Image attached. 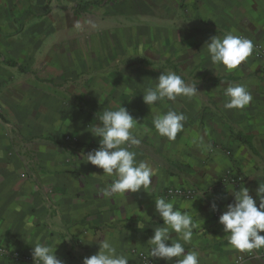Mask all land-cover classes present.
Segmentation results:
<instances>
[{"label":"crops","instance_id":"obj_1","mask_svg":"<svg viewBox=\"0 0 264 264\" xmlns=\"http://www.w3.org/2000/svg\"><path fill=\"white\" fill-rule=\"evenodd\" d=\"M71 1L77 7L99 0ZM127 1L108 4L116 11ZM203 1L200 8L206 4L213 13L185 20L170 13L163 36L159 26L150 27L141 51L136 43L120 46L121 34L111 29L79 37L59 14L49 16L53 25L45 30L44 8L59 7V0H0V264H34L30 243L37 238L57 243L56 256L63 264H83L99 250L97 240L85 243L83 234L112 236L128 264H141L139 253L149 255L148 241L163 224L155 209L160 197L192 216L197 227L184 247L199 253L200 264L241 259L264 264V248H232L219 223L234 202L231 191L244 186L255 199L264 184V71L249 62L226 71L212 65L203 48L210 37L229 33L264 40V0ZM225 8L232 12L225 14ZM136 30L131 26L127 36ZM97 36L100 43L92 41ZM167 71L197 85L199 92L191 99L157 102L151 111L142 95ZM229 84H242L251 93L246 108L223 107ZM119 106L139 123L133 131L141 144L129 150L158 172L148 192L106 199L99 190L110 179L99 176L103 170L83 154L99 147L100 138L89 131L100 124L96 115ZM169 110L186 116L175 141L160 137L152 123L157 113ZM230 174L242 178L238 186L221 182ZM177 187L196 195L189 200L164 196L166 189ZM152 258L159 264L176 261Z\"/></svg>","mask_w":264,"mask_h":264},{"label":"clouds","instance_id":"obj_2","mask_svg":"<svg viewBox=\"0 0 264 264\" xmlns=\"http://www.w3.org/2000/svg\"><path fill=\"white\" fill-rule=\"evenodd\" d=\"M203 48L212 65H222L230 72L252 55L254 44L248 38L229 33L223 38L217 35L210 37ZM198 92L197 85L188 84L180 75L167 71L162 72L154 86L144 90L142 97L152 111L157 102L175 101L178 97L191 99ZM224 96L228 99L223 107L229 110H242L253 99L242 84H229L224 90ZM96 119L100 122L99 126L95 124L89 131L100 138L99 147L83 154V159L103 170V174L99 176L110 179L99 190L100 194L107 199L117 196L126 198V193L141 190L148 192L158 169L147 161L137 160V153L129 150L131 146L141 144V139L133 131L139 124L137 119L122 106L117 110H105L98 117L96 115ZM185 120L186 116L182 112L169 110L157 113L152 123L160 137L175 141L177 134L184 128ZM231 192L234 202L228 204L219 216L228 244L240 252L264 248V235H260L264 232V184H259L255 199L244 186ZM174 203L164 197L155 199L156 214L162 218L163 224L154 230V235L148 241L151 245L149 255L169 262L176 258L175 264H200L199 253L186 251L184 247V244L191 242L193 229L197 225L191 215L175 208ZM211 208L213 211L217 210L215 202L211 204ZM16 210L19 211V208ZM172 233L177 234L184 243L173 241L170 235ZM84 236L87 240H84ZM94 239L98 242L99 250L96 254L85 257L83 264H128L129 258L117 251L112 236L105 235L102 239L88 234L81 236L85 243H92ZM30 244L34 264H63L56 256L57 243H41L37 238Z\"/></svg>","mask_w":264,"mask_h":264},{"label":"rangeland","instance_id":"obj_3","mask_svg":"<svg viewBox=\"0 0 264 264\" xmlns=\"http://www.w3.org/2000/svg\"><path fill=\"white\" fill-rule=\"evenodd\" d=\"M50 1L51 0H48V3ZM59 2V7L52 8V6H48L44 8L43 13L46 14L44 15L46 16V18H44V24L47 23L45 30H50L53 25L49 16L59 14L60 16H65V25L70 26V29L74 30L79 37H82V35L89 36V33L92 34V32L95 31L111 29L116 35L117 32L121 34L122 38L118 36L117 39L120 46L129 47L136 43V48H140L141 51L143 48H146L145 40L148 30L151 29L150 27L153 28L155 24V26H159L160 30H158V32L163 36L165 16L170 13L173 15L181 14L184 20L194 18L197 14H202L203 17H205L213 13L212 9L206 4H203V8L201 9L200 0H129L127 2H120L121 4L116 6V11L111 8L109 4L106 5L95 1L96 3L85 11H80L78 14H75L73 11L77 8L73 5V1L59 0ZM205 2L204 0L203 3ZM85 3L86 2H83L79 6H83ZM227 10L232 12L231 8H225V14H228ZM131 13L134 14L131 15ZM234 13H237V10H235ZM153 15L155 16V22L152 18ZM131 22L134 23L132 24ZM240 25L242 24L240 23ZM262 25H264V23H262ZM131 26H136L137 29L133 37L131 36V32L129 36L126 34L128 30L131 31ZM253 26L259 27L257 24L255 25V23H253ZM136 33L139 35H136ZM239 36L244 37L243 33ZM92 41L100 43L101 39L99 40L97 36L92 39ZM251 41L254 44L253 53L244 62H249L255 66L259 64L260 68L264 71V61L257 58L254 51L258 47H262L264 50V40L254 39Z\"/></svg>","mask_w":264,"mask_h":264},{"label":"built area","instance_id":"obj_4","mask_svg":"<svg viewBox=\"0 0 264 264\" xmlns=\"http://www.w3.org/2000/svg\"><path fill=\"white\" fill-rule=\"evenodd\" d=\"M256 57L259 59H262L264 61V50L262 47H258L255 50ZM242 181V178L237 177L232 174L225 177L223 181H221L223 184L228 183L233 186H238ZM196 195V191L191 188H185V187H177V188H168L164 192V196L166 198H181V199H192ZM16 257H19L18 254ZM140 263L141 264H159L156 260H154L152 257H150L147 253H139L138 255ZM261 258H264V254L261 255ZM26 260H30L29 257L25 258ZM235 264H243L242 259L236 262Z\"/></svg>","mask_w":264,"mask_h":264},{"label":"trees","instance_id":"obj_5","mask_svg":"<svg viewBox=\"0 0 264 264\" xmlns=\"http://www.w3.org/2000/svg\"><path fill=\"white\" fill-rule=\"evenodd\" d=\"M118 0H106V1H104V0H99L98 1V3L99 2H103L104 4H108V3H115V2H117ZM94 3H96L95 1H90V2H86L83 6H77V8L76 9H74L73 11H74V13L75 14H78L80 11H85L86 9H88L90 6H92ZM6 65H9V66H16V64L14 63V62H11V61H7L6 63H5ZM239 137V139L242 141V142H244V143H247L248 145H250L249 143H248V141H247V139H244V138H242V136H238Z\"/></svg>","mask_w":264,"mask_h":264}]
</instances>
